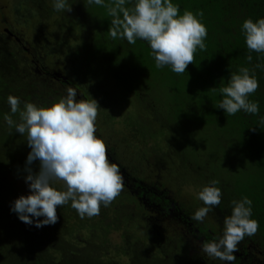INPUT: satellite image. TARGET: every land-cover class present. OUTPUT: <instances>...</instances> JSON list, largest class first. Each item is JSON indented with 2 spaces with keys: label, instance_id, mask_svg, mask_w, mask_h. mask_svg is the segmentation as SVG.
Masks as SVG:
<instances>
[{
  "label": "trees",
  "instance_id": "trees-1",
  "mask_svg": "<svg viewBox=\"0 0 264 264\" xmlns=\"http://www.w3.org/2000/svg\"><path fill=\"white\" fill-rule=\"evenodd\" d=\"M110 2L105 0V4ZM134 2L129 0L125 6L131 7ZM172 2L179 5L181 15L185 10L194 14L202 11L199 19L207 28L206 50L197 49L194 63L183 74L174 73L169 66L157 68L146 41L138 39L129 44L126 39H112L108 29L113 18L105 7L88 4L87 0H67L71 12L56 11L54 0H16L17 18L31 22L29 26L36 32L32 40L11 29V18L1 21L4 25H0V264H121L125 253L129 255H124L128 264H228L211 260L201 251V244L222 235L224 219L231 215V202L245 196L252 200L251 218L259 227L253 236H245L238 244L232 264H264V124H260V118L264 117V67H255L264 65V54L249 53L242 32L245 19L255 22L264 18V0ZM45 52L63 54L62 68L42 62ZM249 54L250 62L246 59ZM92 65L142 105V112L149 114L144 120L153 133L151 138L158 124L176 123L184 127L213 124L219 127L220 134L226 133L236 140L242 160L251 168L247 187L226 190L218 186L223 192L221 203L213 207L203 222H197L191 217L200 203L194 202L195 209L189 210L188 204L179 202L168 187L145 176L139 178L138 172L132 174L127 167L129 161L123 163L116 147L105 144L109 161L119 166L123 182L126 181L122 192L108 207L102 205L97 216L81 218L69 202L57 208L58 222L54 225L37 228L22 222L10 211L19 196L12 192L6 174L27 175L25 165L31 149L26 136L17 133L15 127L10 128L5 120L6 115H12L14 121L20 122L18 113L11 114L7 98L19 97L21 108L23 102L50 106L66 96L67 92L61 89L69 84L66 80H71L70 86L77 91L74 78L69 75L72 74L84 90L81 94L77 91V99L89 100L88 94L95 95L94 80L86 77V73L92 72ZM241 67L254 70L259 82V88L249 97L259 103V114L240 111L229 116L214 107L222 99L218 89L226 86L230 73H238ZM215 87L217 91L212 90ZM96 129L95 135L103 139L97 125ZM124 144L126 148L131 145L128 140ZM31 167L38 172L39 162H33ZM128 180L131 187L126 185ZM53 186L63 190L61 184ZM167 194H171L169 200L163 197ZM171 202L184 213V231L176 225L168 226L174 230L172 234L163 233L166 228L158 225H155L158 230L155 227L153 231L152 222L163 214L159 204L171 206ZM114 229L123 232L127 244L122 248L110 246L108 238ZM153 248L157 253H153Z\"/></svg>",
  "mask_w": 264,
  "mask_h": 264
},
{
  "label": "clouds",
  "instance_id": "clouds-1",
  "mask_svg": "<svg viewBox=\"0 0 264 264\" xmlns=\"http://www.w3.org/2000/svg\"><path fill=\"white\" fill-rule=\"evenodd\" d=\"M87 2L107 9L113 18L108 29L112 39H126L129 44H135L138 39L146 41L157 68L169 66L174 73L183 74L194 63L197 49L206 50L207 28L199 19L202 11L194 14L185 10L181 15L179 5L172 0H135L131 7L125 6L129 0H111L108 4L105 0ZM53 7L56 11H72L67 0H54ZM242 32L248 52L264 54V18L255 22L245 19ZM246 59L250 62L252 56L249 54ZM258 88L254 70L241 67L238 73H230L226 86L218 89L222 99L214 107L223 109L229 116L240 111L259 114V103L249 99ZM212 90L217 91L216 87ZM66 92V96L47 107L23 102L21 108L19 97L7 98L11 114L18 113L20 122L14 121L12 115H6L5 120L10 128L15 127L17 133L26 136L31 149L24 177L29 194L17 198L10 211L22 222L37 228L56 224L57 208L69 202L81 218L97 216L101 206L108 207L124 187L119 166L109 161L104 141L95 135L98 102L78 100L77 91L71 86ZM260 124H264V117L260 118ZM35 161L39 162L38 172L31 167ZM56 183L63 190L54 187ZM218 183L212 180L196 193L204 207L197 209L191 219L203 222L213 207L221 203ZM231 204V215L224 219L222 235L201 244V251L208 257L228 264L235 261L238 244L245 236H253L259 227L251 218V199L245 196Z\"/></svg>",
  "mask_w": 264,
  "mask_h": 264
},
{
  "label": "rangeland",
  "instance_id": "rangeland-1",
  "mask_svg": "<svg viewBox=\"0 0 264 264\" xmlns=\"http://www.w3.org/2000/svg\"><path fill=\"white\" fill-rule=\"evenodd\" d=\"M15 2L16 0H0V25H4V22L1 24L4 18H11V29L20 37L32 40L36 32L29 26L31 22L24 21V18H17ZM42 57V62L52 63L57 68H62L65 62L63 54L55 56L45 52ZM50 68L51 71L54 70L51 66ZM90 70L93 73H86V77H91V81L94 80L95 87L92 89L96 93L94 92L93 97L89 94L86 97H89V100L99 99L97 102L100 108L96 125L101 132L102 140L107 147H116L123 163L129 161L127 167L132 174L138 172L137 177L145 176L158 181L163 187H168L170 193L179 202L188 204L189 210L190 208L195 209L194 202L204 207L203 202L196 198V193L206 185V181L210 184V181L217 180L219 183L216 186H221L226 190H237L238 188L244 190L247 187L251 178V168L242 160V153L236 140L226 133L220 134L218 126L207 124L204 127L198 125L184 127L176 123L173 125L158 124L155 125L157 132L151 138L153 133H150L152 131L144 120V117L147 119L149 114L142 112V105L135 100V97L113 85L111 77L103 75L98 68L94 69V65ZM69 75L70 78L73 76L77 91L81 94L84 90L79 81L74 75ZM80 76L82 77L83 74L81 73ZM70 81L66 80L65 83L69 84L61 87L65 92L66 88L71 85L72 81ZM154 90L157 89L154 88ZM154 90L151 91L152 94H156ZM160 97L164 98V94H160ZM142 114L143 117L139 116ZM139 118L142 122L137 124L136 121H139ZM125 140L131 143L129 148H126ZM25 176L26 174L13 175L12 172L6 174L13 188L12 192L18 194L19 197L29 194ZM155 225L160 226L161 229L165 227L166 230L163 231L165 234L174 232L173 229H168V226L173 225L179 226L183 232L181 222L175 218L152 222L153 231L156 230ZM108 239L110 246L122 248L127 244L121 229L112 230ZM118 253L119 251L116 254ZM153 253H157L156 248H153ZM124 255L129 256L126 253ZM124 255L120 262L128 264ZM210 259L213 260V258Z\"/></svg>",
  "mask_w": 264,
  "mask_h": 264
},
{
  "label": "flooded vegetation",
  "instance_id": "flooded-vegetation-1",
  "mask_svg": "<svg viewBox=\"0 0 264 264\" xmlns=\"http://www.w3.org/2000/svg\"><path fill=\"white\" fill-rule=\"evenodd\" d=\"M125 182H123V183H125ZM126 185L129 186V187L132 186L129 183V180L127 181ZM170 196H171V194L170 195L167 194V195H165L163 197H165V198H167L169 200ZM170 205L171 206H167V204H164V205L159 204V206H158L159 211H163V214L162 213L160 214L161 217L160 216L159 217H156V221H159L161 219H166V218H169V219H171V218L178 219V221L181 222V226H182V229L184 231V215H183L184 213L182 211L177 210L175 208L173 202H171ZM162 215H164V216H162ZM155 227H156V229L158 228L157 226H155Z\"/></svg>",
  "mask_w": 264,
  "mask_h": 264
}]
</instances>
